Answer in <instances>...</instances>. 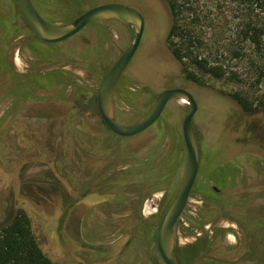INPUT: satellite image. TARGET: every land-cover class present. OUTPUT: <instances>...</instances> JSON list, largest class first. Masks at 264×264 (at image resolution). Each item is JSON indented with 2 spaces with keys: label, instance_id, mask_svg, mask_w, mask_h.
<instances>
[{
  "label": "rangeland",
  "instance_id": "1",
  "mask_svg": "<svg viewBox=\"0 0 264 264\" xmlns=\"http://www.w3.org/2000/svg\"><path fill=\"white\" fill-rule=\"evenodd\" d=\"M196 1L215 17L202 29L208 33L202 53L219 59L228 71L237 73L239 80H248V85L227 78L203 77V85L186 81L180 64L166 49L170 15L164 0L32 3L45 21L56 25L67 24L103 4H121L142 15L145 32L137 55L116 85L115 119L122 125L140 121L165 89L182 88L192 93L197 104L192 123L200 161L220 173L228 167L229 176L238 162L258 166L262 193L257 238L260 264H264V107L260 105L264 103V83L255 85L250 80L253 72L249 51L237 60L226 55L224 46L237 22L232 19L234 6L229 11L222 1L217 5L211 0ZM12 8L13 0H0V226L16 211L24 210L41 250L52 264H164L156 258L155 248L141 239L144 230L154 232L156 228L153 218L162 191L152 186L140 214L132 218L134 202H139L135 198L143 194L141 184L118 190L115 208L112 195L107 194L108 185L100 191L95 189V169L113 157L119 182L124 180L125 174L119 170L126 158H138L141 162L134 163L133 168L151 172L149 165L174 150V179L178 181L170 186L166 208L178 192L186 166L181 138L185 103L172 101L153 131L133 139L132 144L113 136L96 115L93 98L104 74L131 42L127 29L110 21L97 22L64 42L45 44L36 39L17 14L14 21H9L18 27L7 30L2 20ZM233 93L247 94L257 110L244 113L230 97ZM154 131L164 138L157 147L155 143L148 144ZM226 146L228 156L223 153ZM245 171L240 170V174L244 176ZM194 200L187 203L177 229L176 245L187 258H198L200 254L198 245H193L201 236L197 235L201 231L193 227L201 216L200 205ZM228 225L218 219L214 226L222 229ZM210 230L215 232L211 227L203 229ZM207 235L210 247L204 248L197 264H226L229 255L240 251L243 239L239 235L229 234L218 245L211 241V232ZM231 246L239 249L228 253L225 248Z\"/></svg>",
  "mask_w": 264,
  "mask_h": 264
},
{
  "label": "flooded vegetation",
  "instance_id": "2",
  "mask_svg": "<svg viewBox=\"0 0 264 264\" xmlns=\"http://www.w3.org/2000/svg\"><path fill=\"white\" fill-rule=\"evenodd\" d=\"M13 7H14L13 10L15 11V13L22 20L21 16L19 15L15 7L14 0H13ZM22 22L24 23L23 20ZM97 22H107V21H97ZM97 22H93V23H97ZM110 22L117 23V24L124 26L123 24L117 21H110ZM91 24H89L88 26H90ZM24 25L26 24L24 23ZM144 32H145V23H144L143 35H144ZM143 35H142V38H143ZM135 55H137V51ZM130 65H131V62H130ZM171 89H174V88H171ZM186 91L189 92L188 90ZM190 94L192 95V93ZM172 101H177V100H172ZM172 101L168 102L166 107ZM185 107L187 111V106L185 105ZM163 113L164 111L162 112L158 120L154 124H152L150 127L145 129L144 131L134 136H131V137H126V138L119 137V138H122L125 140V142L132 144L133 139L145 134L148 131H153L152 128L161 119ZM96 115L101 120L99 113H97ZM133 124L135 123H132L130 125H133ZM108 131L110 130L108 129ZM154 133L155 134H153V138L149 140L148 144L155 143V146L157 147L162 144V140L164 138L163 139L159 138L158 134H156V131H154ZM181 138H182L183 147L186 151L184 140H183V135H182V123H181ZM227 149H228V146H226V149L223 151L225 156H228V153H229ZM139 162L141 161L136 157L134 161L133 160L130 161L128 158H126V160L121 163V168L119 170L121 171L120 172L121 174H125L123 175L124 180L117 182V178H116L117 170L115 168L116 162L113 157L109 158L106 164H104L102 167L99 164V167L95 169L96 173L94 177L95 179L94 187L96 190L100 191L101 189L105 188L106 185H108L106 187L107 194L110 193V195H112L113 202L111 203L116 208V199H117L116 197L118 194L117 193L118 190L120 191L123 188H126L127 186L131 187L133 183H140L142 185L141 192H143V194L142 196H136L135 198V200H138L139 202H134L135 209L131 212L132 213L131 216L133 218L136 216V214L137 215L140 214L143 200L147 199L148 196L152 194L151 192L153 190L151 188H147L146 186L148 181L154 183L162 191L160 202L158 203L157 210L153 218V222L158 223L159 219L161 218V217L158 218L159 217L158 215L163 208L164 200L169 191V186L176 184V182L178 181L177 179H174L176 170L175 172H172L174 173L173 175L171 174L172 167L175 168L177 166V164H175V152L174 150H171L169 153H167L166 158L165 156H162L161 159L156 164L149 165V168H152L150 169L152 170L151 174H148L146 168L133 169V164L134 163L136 164ZM164 166L167 167V171H165V168H163ZM227 169L228 167H225L224 170H226V172L223 170L221 173L214 171L210 165L206 164L205 162L204 163L201 162L199 159L197 175H196L194 184L191 188L190 196L188 199V202L191 198L195 199L194 202L200 205V214H201L198 223L193 224V227L201 231L200 234H197L201 236L195 240L196 242L193 245L194 247H197L198 245L199 253H200L199 257L203 258L202 251L204 250L205 247H210L209 241H208V238H210V236L207 235L208 232H211V235H212L211 241L212 242L215 241L216 245H218V243L220 244L224 243V240L229 234H232L233 237H234V234H236V235H239L241 239H243L240 249L238 246H234V247L231 246L225 249L226 251H229L228 253L236 252L237 249H239L241 252L239 251L237 255L235 253L232 255H229L225 259L226 261L225 263L226 264H244V263L245 264H260V253H259L260 241L257 238L258 233H259L260 219H261L260 203H261V193L262 192H261V182H260L261 180L260 171L258 169V166H256L255 164H252L248 167L245 163H241V162L236 163V166H235L236 170L231 172V176L228 175L229 171ZM242 169H246V171L244 172L245 173L244 176L240 174V170L242 171ZM165 180H167L168 185H164ZM82 184L85 185L84 183ZM85 195L86 193H84L82 197H84ZM80 203H82V206H86L83 204V202H80ZM187 219L193 222L192 219L190 218H187ZM218 219H221L222 221L225 220L226 222L229 223V225L226 226V228H222V229L216 228L214 225ZM180 220H181V217L178 219L176 223V227H175L174 258L177 264H186V263L188 264L196 263L197 264V259L199 257L195 258L192 256V257L187 258L185 255L181 253L180 249L176 245L177 229H178V223ZM209 227L214 229L215 232H213V230H210L208 232L203 231V229H208ZM143 232L144 234L141 235L142 241L147 242L148 245H152L157 252L156 258L158 259V261H162L158 253L157 247H156V243L154 239V232H153L152 239L151 238L149 239L148 232L146 230H144ZM247 232L250 236L249 235L247 236ZM205 252H207V250ZM199 261L201 260L199 259Z\"/></svg>",
  "mask_w": 264,
  "mask_h": 264
},
{
  "label": "trees",
  "instance_id": "3",
  "mask_svg": "<svg viewBox=\"0 0 264 264\" xmlns=\"http://www.w3.org/2000/svg\"><path fill=\"white\" fill-rule=\"evenodd\" d=\"M211 1L215 5L222 1L226 7H230L229 11H232V6H234L235 16L232 19L237 22L233 25L234 33L230 29L228 30L233 34L231 37L229 36L228 42L224 46L226 55L230 60H237L244 56L243 52L249 51L250 56H247L249 60H252L250 63L253 72L250 80L255 85L264 83V0ZM164 2L170 15V24L165 35L166 49L171 57L180 64V72L185 76L186 81L203 85V77L213 80L227 78L230 82L248 85L246 82L248 80H239L237 73L228 71L227 66L219 59L212 58L211 54L204 55L202 53V49H206L204 47L205 36L208 35L202 29L208 25L206 22L211 24L215 19L204 4H199L196 0H164ZM206 3H208L207 0ZM10 11V15L5 14L2 20L7 30L13 26L18 27L16 24L10 23L9 20L14 21L17 16L13 8ZM229 18L231 20V16ZM94 24L96 23L91 25ZM230 97L246 114L257 110L247 94L233 93ZM93 101L96 102V98H93ZM260 105L264 107V103ZM101 123L103 122L101 121ZM119 139L122 140V138ZM164 168L167 171V167L164 166ZM146 170L148 174L152 173L148 169ZM175 170L176 167H172V175ZM167 184L168 182L165 180L164 185ZM154 185L148 181L146 186L152 188ZM170 191L169 186L158 218L171 204L169 203L164 208ZM148 237L152 239V231L148 232ZM0 264H52L41 250L32 231L31 220L24 210L16 211L6 224L0 226Z\"/></svg>",
  "mask_w": 264,
  "mask_h": 264
},
{
  "label": "water",
  "instance_id": "4",
  "mask_svg": "<svg viewBox=\"0 0 264 264\" xmlns=\"http://www.w3.org/2000/svg\"><path fill=\"white\" fill-rule=\"evenodd\" d=\"M14 4L29 31L45 44L64 42L97 21H117L127 28L131 42L104 74L96 91V105L100 118L114 135L122 138L134 136L154 124L168 102L172 100L186 102L187 111L182 122V135L186 148L185 171L175 198L162 214L154 231L156 247L163 263L177 264L174 258L175 227L188 202L200 159L199 145L192 123L197 112V104L193 96L180 88L164 90L157 96L152 108L141 121L133 125L118 123L114 115L115 89L140 44L144 31L142 15L137 10L121 4H103L88 9L67 24L56 25L45 21L38 14L32 0H14Z\"/></svg>",
  "mask_w": 264,
  "mask_h": 264
},
{
  "label": "bare ground",
  "instance_id": "5",
  "mask_svg": "<svg viewBox=\"0 0 264 264\" xmlns=\"http://www.w3.org/2000/svg\"><path fill=\"white\" fill-rule=\"evenodd\" d=\"M181 102L186 104V102H185V101H183V100H182Z\"/></svg>",
  "mask_w": 264,
  "mask_h": 264
}]
</instances>
